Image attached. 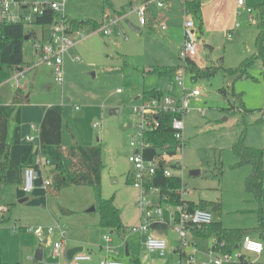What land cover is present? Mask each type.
Instances as JSON below:
<instances>
[{
    "label": "rangeland",
    "instance_id": "374dc122",
    "mask_svg": "<svg viewBox=\"0 0 264 264\" xmlns=\"http://www.w3.org/2000/svg\"><path fill=\"white\" fill-rule=\"evenodd\" d=\"M109 1L114 11L125 14L123 18H117L111 9H103L102 0H66L63 13L69 18L94 19L101 24L103 14L107 13L109 20L115 19L117 23L111 27L113 33L110 35L100 30H81L82 38L77 34L71 36L77 42L72 55L77 56L78 61L72 62L68 56L64 58L60 85L54 81L53 73L41 64L40 53L34 48L42 38H49V27H25L26 33L33 31L35 35L24 40L23 61L25 66L34 69L24 75L21 86H26L28 92L35 75L33 97L61 106L63 145L76 142L80 146H99L103 167L99 189L89 186L58 188L54 176L56 169L51 166H46V172L41 175V178L50 177V193L38 185L39 181L23 196L15 186H0V206L4 208L0 221V251L7 264H66L64 257H57L53 252V242L60 241L59 232L54 231L44 244L29 231L30 228L46 230L58 226L67 233L66 239L88 238L101 241L102 247L110 246L102 243V234L96 226L87 225L88 221L99 217L100 199H113L115 206L125 210L130 226L122 238L117 233H107L119 242L121 246L117 252L122 251L124 258L130 244L142 264H190L191 248L179 249L180 241L171 226L149 228L151 235L167 241L162 256L148 252L145 237L131 232L140 222L137 200L134 202L136 190L126 183L131 169L127 158L133 153L131 136L138 122L133 108L140 102L137 97L142 98L144 93L153 90L160 91L166 82L173 80V77L165 78L152 71L157 67L179 68V73H184L185 87L200 91V96L191 100L184 118V144L175 155L164 158V165L181 182L178 190L181 200L194 204L201 201L219 203L216 210L208 209L212 211L213 222L221 223L225 229L250 232L260 223L264 226V187L259 197L246 191L245 179L250 167H237L238 157L233 152V146L243 137L245 146L262 151L264 162V126L256 122L259 110H264V55L258 57L255 45L259 33L256 25L259 0H244L242 11L250 8L253 20L243 13L234 35H212V49L203 45L205 38L200 40L197 36V44H201L197 55L205 65L214 62L225 69L242 68L243 77L221 70L214 76L196 80L188 71L180 70L186 64L180 58L182 45H178L179 36L175 34L173 21L141 26L134 11L137 6L132 9L130 0ZM160 1L163 8H157L155 0L148 5L150 12L166 8V0ZM126 20L140 28V32L133 31ZM7 73L8 79L0 85V102L8 104L16 85V71ZM223 88L227 90L226 97L220 93ZM177 91L174 88L163 94L174 98ZM110 110L116 112L110 113ZM96 123L100 127L95 126ZM192 171L199 174L191 175ZM22 198L27 201L19 203ZM91 208L94 211L87 213ZM187 239L196 246L194 264L206 262L213 240L191 233L187 234ZM262 243L264 246V241ZM172 244H177L178 249L170 252ZM39 251H42L41 261L35 259ZM246 264H264V251L261 255H247Z\"/></svg>",
    "mask_w": 264,
    "mask_h": 264
},
{
    "label": "trees",
    "instance_id": "16d2710c",
    "mask_svg": "<svg viewBox=\"0 0 264 264\" xmlns=\"http://www.w3.org/2000/svg\"><path fill=\"white\" fill-rule=\"evenodd\" d=\"M102 6L103 9L113 10L109 0H102ZM257 11L256 25L259 33L255 38V45L258 57H262L264 55V0H260ZM54 17L55 14L51 9L46 10L42 16L36 19L35 26L42 29L50 27ZM63 24L66 26L68 33L78 30L96 31L102 26V23L100 24L94 19L75 20L66 15L63 17ZM144 25H148L147 13H145ZM34 35L33 31L26 33L22 24L0 21V84L8 79L7 71L17 72L28 67L24 65L23 61L24 37L28 36V39H30ZM183 69L191 74L193 80L214 76L221 70L229 74L239 73V78L244 75V69L242 68L225 69L221 65H215L214 62L201 68L194 62L188 61ZM152 71L168 77L171 74L178 73L179 68L157 67L153 68ZM220 93L226 97L227 90L223 88ZM162 96V91L153 90L149 93H144L143 99H160ZM27 103H29V99L25 98L24 92L18 88L13 94L11 103L7 106H0V185L16 186L21 184L23 170L27 167H35L34 157L36 151L31 145L20 142V107ZM244 112L251 113L252 111ZM259 113L260 115L256 122L264 126V110L260 109ZM154 118L158 122V128L145 135L146 141L150 145L143 154L146 160L162 156L163 153L173 156L182 147V143L175 138V131L172 129L174 115L159 112ZM10 122L15 124L11 142L8 141V125ZM39 142V152L49 160V166L54 167L57 171L55 181L58 188L70 186L100 188L103 167L101 149L99 146H80L77 144L63 146L62 111L59 105H52L45 109L39 126ZM233 152L238 157L237 167H250V173L245 179L246 191L259 197L264 187L262 151L245 146L243 137H241L233 146ZM164 168L165 166L160 164L150 182V186L159 190L160 204L175 206L186 203L191 210L197 208L216 210L219 207V203L201 201L199 204H194L182 201L178 192L181 187L180 180L173 175L166 178L163 173ZM50 187L51 184L46 188L49 193L52 192ZM211 210L209 211L212 212ZM99 219L102 228L109 229L120 236L125 234L126 230L120 219V211L115 207L113 199H100ZM152 227L162 229L168 226H157L153 223ZM190 233L199 238H211L213 243L210 249H217L223 243L222 251L232 252L240 244L242 238L248 234L258 233L261 239H264V226L260 223L259 227L247 232L225 229L221 223L212 222L207 226L192 227L190 228ZM0 264H7L2 260L1 251ZM134 264L138 263L135 262Z\"/></svg>",
    "mask_w": 264,
    "mask_h": 264
},
{
    "label": "built area",
    "instance_id": "2783aa9c",
    "mask_svg": "<svg viewBox=\"0 0 264 264\" xmlns=\"http://www.w3.org/2000/svg\"><path fill=\"white\" fill-rule=\"evenodd\" d=\"M65 2L66 0H0V21L22 24L24 28L26 26L34 27L36 19L42 16L46 10L51 9L54 12L55 17L49 27V38L46 40L42 38L38 43H35L34 48L40 53L41 64L50 69L53 73L54 81L59 85L63 82L62 65L64 58L68 56L72 62L78 61V57L72 55V50L77 42L73 40L71 36L77 34V36L83 37V35H80L81 30L73 33L67 32V28L63 24ZM236 4L238 7L245 6L244 0H236ZM158 6L161 7L162 3L158 2ZM134 11L139 18L140 25L144 26L145 6H139ZM244 12L248 19L252 21V10L246 8ZM108 20L109 15L105 13L103 15L102 26L98 29L104 35L112 34L111 27L117 23L115 19ZM106 21H108V23L104 24ZM182 29L183 44L180 51V58L183 63L186 64L197 56V32L194 20L186 17ZM24 75V70L16 72L14 76L16 88H21V79ZM173 86L179 90L174 98L164 96L163 94L160 99H143L133 108V114L138 117V122L134 127V134L131 136L130 142L133 153L127 158L128 163L132 167L128 180L130 185L139 192L136 206L140 212V222L131 232L140 233L145 237L144 245L148 252L158 253L162 256L166 252L167 241L163 238L151 235L149 233V228L152 227L153 223L157 226H171L180 241L179 249L184 251L187 247L191 248L188 259L190 264H194L196 246L188 241L187 234L190 233V228L192 227H201L211 224L213 222L212 213L209 210L200 208L191 210L186 203L175 206L160 204L159 190L158 188L150 186V182L160 164H165L164 158L168 155L163 153L162 156H157L150 160H146L143 157L144 151L150 147L149 143L146 141L145 135L158 128V122L154 116L159 112L174 115L172 129L175 131V138L182 143V145L184 144V118L190 110L191 100L200 96V91L198 89L189 90L185 87L183 72L175 74L173 80L167 84V91L170 92ZM199 113L203 115L204 111L199 110ZM94 125L100 127L97 123ZM32 128L35 129L34 126H32ZM25 141L31 144L33 138L26 137ZM39 148L34 149L36 151L34 157L35 167H27L23 170L20 188L23 194L31 192L35 182L41 178L40 168L49 166V160L39 152ZM135 151H137V155L134 154ZM163 173L166 178L173 175L172 171L166 166ZM50 184L51 182L49 179H44L42 181V187L45 190ZM3 212L4 208L0 206V221ZM56 230L59 232L60 241L53 244V252L55 256L59 257L60 249L66 241L67 233L64 230L58 226L55 228L49 227L46 230L41 227L29 229L40 243H43L47 237L52 235ZM103 239L106 243L110 242L109 236H104ZM250 245H260V250L256 251V248ZM223 246L224 244L221 243L219 248L210 249L211 252L209 253L208 260L202 264H246L247 255H261L264 251L263 243L257 239H253L249 235L244 236L240 244L236 246L232 252L222 251L221 248ZM104 248L107 254L114 253L110 246ZM183 254L185 253L183 252ZM90 260L91 255L87 252L85 253L83 249L82 252L75 253L72 256L70 264H81L89 262ZM98 264L123 263L112 258H102L98 261Z\"/></svg>",
    "mask_w": 264,
    "mask_h": 264
},
{
    "label": "crops",
    "instance_id": "0c3cea01",
    "mask_svg": "<svg viewBox=\"0 0 264 264\" xmlns=\"http://www.w3.org/2000/svg\"><path fill=\"white\" fill-rule=\"evenodd\" d=\"M153 1H155V0H130L129 4L132 6V9L136 8V6L137 7L138 6H145L146 13H147L148 25H156V24H159V22L163 21V20L168 21L169 23H171V21H173L172 22V23H174L173 27L176 31L175 34L177 33V35L179 36V39L177 41L179 43L178 45L183 44V29L182 28H183V23H184L186 17L194 20L198 38L200 40L205 38L204 40H202L203 45L207 49H212L211 44L214 42V41H212V35L225 34V35H227V37H231L232 35H234V31L239 27V19L241 18L243 13L245 14V12L242 11V7L237 6L236 0H166L167 6L165 9H161L160 11H157V12L155 11V13H152V11L150 12L148 5H149V3H152ZM157 1L159 2L160 0H157ZM158 2H157V8H159V9L163 8V6H161V7L158 6ZM196 2H197V4H196ZM259 3H260V0H259ZM110 4H111V2H110ZM111 6L113 8L112 4H111ZM102 8H103V6H102ZM113 11H114V8H113ZM174 12H176V13H174ZM114 13L116 14L117 17H124L125 16V14H123L120 11H118V12L114 11ZM102 23H103V20H102ZM200 47H201V44L200 43L197 44V54H198V51H200ZM192 62H194V64H196L198 67H201V68L207 66L200 59L199 55H197L192 60ZM183 68H181L180 70L185 71V69H183ZM33 69L34 68H32L31 66L26 67V69L24 70L25 76H27L28 73L32 72ZM175 74H177V73H175ZM175 74H171L168 77L174 78ZM163 77L168 78L167 76H163ZM34 78H35V75L33 76L32 80L30 81L31 85H30V88L28 89V92H26L27 91L26 86H21V88H19L24 92L25 98L29 99V103L23 104L20 107V142L22 144H28V143H26L25 138L26 137L33 138V142L31 144H28V145H31L33 149H37L40 147L39 126L42 122L45 109H47L48 107H50L52 105H59V103H52L50 101H44L42 98H39V97L35 99L33 97V95L35 94V92L33 90ZM171 81H172V79H171ZM171 81H169V83ZM167 84H168V82L165 83L164 87L160 91H162V92L167 91V89H166ZM174 88H176V87L173 86V88H171V91ZM17 89L18 88L15 87V89L12 91V95H11L9 103L7 104V103L0 102V106L9 105L11 103L13 94L15 93V91ZM142 98H144V97H142ZM142 98L137 97L136 99L141 101V100H143ZM32 126H34L35 129H33ZM14 127H15V124L13 122H10L8 125V141L9 142L12 141ZM62 139H63V133H62ZM75 143L76 142H74L73 144H75ZM62 144H63V142H62ZM101 157H102V153H101ZM46 170H47L46 166L40 168V170H39L40 175H42L43 172L45 173ZM131 171H132V167L127 173V182L126 183L129 185H130V183L128 180V176L131 173ZM56 174H57V171H56L54 176H56ZM41 177H43V176H41ZM44 179L50 180V177L47 176L46 178H40L38 180L39 182L37 181L38 185L40 187H42V181ZM0 186H2V185H0ZM15 187H16V191L20 195L23 196L24 194L22 193V191L20 189L21 184L16 185ZM42 189L44 191H46L43 187H42ZM43 190H42V192H43ZM138 195H139V192H138V190H136V199L134 200V202L137 200ZM115 207L120 211V219H121L122 225L125 227V230H126L127 226H130V224L128 223V221L126 219L125 210L119 209L117 206H115ZM87 213H90V212L87 211ZM99 220H100L99 217L93 218V220L88 221L87 225L91 226V227L96 226L98 228V230L100 231L99 233L102 234V238H101L102 243L107 244V245L111 244L110 246L112 249H114L113 251L115 254L114 253L113 254H107L105 251V248L102 247V245L100 243L101 241H92L88 238L85 239V238L69 237L68 239H66L65 243L62 245V248L60 249V256L59 257H64V261H65L64 263L67 264L68 261H70L66 258V253L69 250H71L73 248L82 247L84 250H86L91 255V260L89 262H84L81 264H98V261L102 258L116 259V260L122 262L123 264H134L135 262H137L138 264H142V262L140 261L141 259L138 257L139 256L138 253L135 251L134 248L132 249L130 244L126 248V258H124L122 251H121V253H120V251L117 252V248H119L121 246L118 241L115 242L113 240V238H111L110 236H109L110 237L109 243H106L104 241L103 237L108 236L107 233L112 235L115 232H113L109 229L102 228L100 226ZM98 230H97V232H98ZM118 236H119V238H122V236H120V235H118ZM251 237L253 239H257L261 242L264 241V239H261V236L258 233H251ZM48 240L49 239L47 237V239L43 243L46 244L48 242ZM56 242L57 241H54L53 244ZM121 249H123V248L121 247ZM177 249H178L177 244H172L169 251L171 252V251H175ZM249 255H251V254H249Z\"/></svg>",
    "mask_w": 264,
    "mask_h": 264
},
{
    "label": "water",
    "instance_id": "95a60500",
    "mask_svg": "<svg viewBox=\"0 0 264 264\" xmlns=\"http://www.w3.org/2000/svg\"><path fill=\"white\" fill-rule=\"evenodd\" d=\"M126 24H127V25H128L133 31H135V32H137V33L140 32V29H139L138 27L133 26L129 21H126ZM24 40H28V36H25V37H24ZM91 76L93 77L94 74L91 73ZM113 112H116V110H110V113H113ZM134 154L137 155V151H135ZM190 174H191V175H198L199 172H198V171H192ZM25 201H27V199H26V198H23V199L19 200V203H23V202H25ZM88 211H89V212H93V211H94V208H91V209H89ZM82 251H83V248H82V247L73 248V249L69 250V251L66 253V258H67L68 260H71L72 256H73L75 253H79V252H82ZM35 259H36L37 261H41V260H42V251H39V252L37 253Z\"/></svg>",
    "mask_w": 264,
    "mask_h": 264
},
{
    "label": "snow or ice",
    "instance_id": "6c2138e0",
    "mask_svg": "<svg viewBox=\"0 0 264 264\" xmlns=\"http://www.w3.org/2000/svg\"><path fill=\"white\" fill-rule=\"evenodd\" d=\"M251 247L259 248V245H250Z\"/></svg>",
    "mask_w": 264,
    "mask_h": 264
},
{
    "label": "clouds",
    "instance_id": "9594fccd",
    "mask_svg": "<svg viewBox=\"0 0 264 264\" xmlns=\"http://www.w3.org/2000/svg\"><path fill=\"white\" fill-rule=\"evenodd\" d=\"M255 250H256V251H259V250H260V245H259V248H256Z\"/></svg>",
    "mask_w": 264,
    "mask_h": 264
}]
</instances>
